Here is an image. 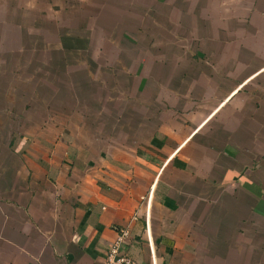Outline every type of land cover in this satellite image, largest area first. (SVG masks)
<instances>
[{"label": "crops", "instance_id": "obj_1", "mask_svg": "<svg viewBox=\"0 0 264 264\" xmlns=\"http://www.w3.org/2000/svg\"><path fill=\"white\" fill-rule=\"evenodd\" d=\"M43 1L47 15L37 17L30 50L34 67H48V82L72 75L76 52L82 58L73 67L90 82L95 73L99 87L119 74L131 84L140 68L151 74L144 59L119 65V56L88 45L106 31L93 22L97 15L85 16L87 23L76 16L86 0H1L0 8L5 17H27ZM152 1L166 35L180 38L161 48L156 78L144 74L125 94L89 90L123 102L95 107L97 121L81 123L77 139H59L69 130L64 118L34 129L53 131L56 139L43 138L47 144L38 135L31 143L0 142V264H105L122 228L130 232L124 247L135 264H189L183 247L195 250L205 225L213 230L201 257L207 261L191 264H264V0H144ZM75 25L82 30L73 35ZM44 48L54 55L42 65ZM151 82L169 85L158 96L148 94ZM212 194L219 198L206 202ZM238 241L246 246L229 253Z\"/></svg>", "mask_w": 264, "mask_h": 264}, {"label": "rangeland", "instance_id": "obj_2", "mask_svg": "<svg viewBox=\"0 0 264 264\" xmlns=\"http://www.w3.org/2000/svg\"><path fill=\"white\" fill-rule=\"evenodd\" d=\"M86 1V6L82 9V11L80 13L78 11L75 12L76 16L81 14L80 17L83 18H79V20L81 19L80 22L87 23L91 19L84 18L85 16L91 14H94L95 16L97 15L99 20L95 19V17H93L92 20L93 22H99L100 26L98 25V28L106 31L105 33L107 35H97V42L95 40H91L88 45L92 44L91 47H95L96 45L100 44V46H103V53L105 55L119 56L121 61L119 62V65L138 64L143 61L142 59H144V61L146 60L145 64L153 66V68L150 69L152 70L151 74L147 71L143 72V68H140L141 70L137 75L141 74V77L136 79V82L134 81L133 83L128 84V78L126 74H119V77H117V75L115 76L116 79L114 84L105 83L104 87H99L96 84L97 77L95 73H93L90 82L89 77H80L78 73V67H73L75 65L74 62H78L79 59L82 58L80 54L76 52L75 55L72 56L71 60H69L73 67H69V72H72V75H70L71 77L66 75L63 76V73H61V80L59 82H48V67L43 66L38 68L32 65V52L30 49L34 36H32L30 32H34L36 28L39 27L37 23V17L39 14H41L42 11H45L47 15L49 3L47 4L44 1L40 2L37 6L39 12H35V9L30 10L29 14H27V17H22V13L15 11L10 12L11 14L8 17H5V10L0 8L1 143L15 139L18 140L21 137L25 138L24 141L30 142L33 141L38 135L39 139L42 140L44 144H47L48 141H45L43 138L50 135L52 137L54 136L53 138L56 139V135L53 133V131L40 132L37 129H34L36 126L45 129V124L48 121L62 123L64 118H66L67 122L69 123V130L67 132L58 133L60 135L59 139L74 140L79 138V133L77 130L80 128L81 123L97 121L98 116L93 115V112L96 110L95 107L101 106L102 103L103 105H106V108H111L113 106L116 107L117 105L119 107V104L123 102L119 101L117 104V102L114 101L111 103L107 99V96L111 97L112 94H89V90L95 91L97 89L100 91L111 92V90L114 88V92H118V94H125V92L129 91L131 87L133 88L132 85L138 86L141 84L143 78L142 76L144 74L155 77V73H157L159 69L160 59L165 57V52H163L161 48H168L172 41L175 42L177 39H180L176 34H174L173 38L167 36L164 30L165 27L161 26V20L155 19V14H160V6L158 1H152L151 4L144 2V0ZM108 1H111L112 3H110L109 7H106L108 6ZM23 4L25 3L23 2ZM112 7H114V9H112ZM151 14L154 16V19L150 18ZM11 15L13 17H11ZM72 20L73 24H79L77 23L78 21H76V19ZM65 21H70V19ZM123 23H126V25H123ZM116 24L117 27L120 28L118 33L110 34V26H114ZM122 25L127 29H121ZM41 26L45 29L47 27V23H41ZM54 27L58 28V26ZM79 30L82 29L79 28V25H75V27L72 29L73 35L75 32H79ZM122 32H125L124 38L126 40L129 39L133 43L132 46L126 44L122 39ZM44 37L45 36H39V39L42 40ZM104 37L106 39H104ZM43 42H46V39H44ZM107 45L110 46L108 47ZM17 48L20 50L24 48V50L19 52L16 51ZM98 51L100 53V50ZM39 52H41L44 57L42 65H44V63H46L47 60L54 55L49 54L50 51L46 50L45 48L44 51L41 50ZM166 52L168 53L170 51ZM171 54L172 57L175 58V51H172ZM42 55H38L37 53L33 54V60L35 63L42 61ZM117 70H119V67ZM37 72L39 75H37ZM104 72L107 73L106 71ZM156 80H159V78ZM167 84L168 83L163 82L162 87L160 83H146V86L148 85V94H158L157 91H159L158 96H160L161 89L159 90V88H165L169 85ZM153 86H155V88ZM142 90L144 91V89ZM33 94H39V98H33ZM165 94H167L166 89ZM163 101L165 104V100ZM132 106L135 108L134 105ZM129 116L131 115L127 111L125 117L128 118ZM94 128L100 131H108V129L102 126L100 123H97ZM3 146V144H0V153H2L1 149ZM27 146L28 144L24 147V151ZM40 150L41 148L38 147L35 152L40 154ZM195 197L197 198V196ZM214 197L217 199L219 198V196H214L212 194L205 195L204 199L207 202L209 198L212 199ZM201 199L202 197L198 199V201H201ZM225 220L226 218L220 224L221 227H223V224L226 222ZM195 222L198 223L197 221ZM205 226L206 227H201L200 230L198 229L196 233V238L199 241L196 248H198L199 251H197L196 248L194 250L192 247H190V245L187 246V248L183 247V250L186 252L189 264L194 262L201 263V261L206 263L207 261V258L203 260L201 257L204 251L207 252L208 250L207 247L209 242L207 236L208 233L213 232V230L209 231L210 227L207 225ZM236 231L237 228H233L230 233L232 234ZM249 239L254 240L253 233L250 230L248 231V241ZM236 245L237 247L235 244H230V248L228 250L229 253L234 254L236 253L237 249L240 251L246 246V243L245 241H242L241 243L238 241ZM195 251H197L199 254H197Z\"/></svg>", "mask_w": 264, "mask_h": 264}, {"label": "built area", "instance_id": "obj_3", "mask_svg": "<svg viewBox=\"0 0 264 264\" xmlns=\"http://www.w3.org/2000/svg\"><path fill=\"white\" fill-rule=\"evenodd\" d=\"M130 232L126 228H122L119 232L117 241L110 247L105 264H135L134 260L125 251V242Z\"/></svg>", "mask_w": 264, "mask_h": 264}]
</instances>
